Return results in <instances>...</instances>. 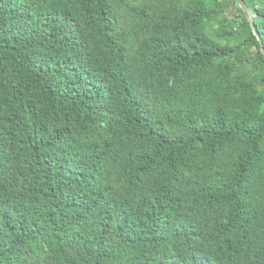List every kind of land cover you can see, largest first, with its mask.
I'll list each match as a JSON object with an SVG mask.
<instances>
[{
	"label": "trees",
	"instance_id": "trees-1",
	"mask_svg": "<svg viewBox=\"0 0 264 264\" xmlns=\"http://www.w3.org/2000/svg\"><path fill=\"white\" fill-rule=\"evenodd\" d=\"M0 264H264L236 0H0Z\"/></svg>",
	"mask_w": 264,
	"mask_h": 264
},
{
	"label": "water",
	"instance_id": "water-1",
	"mask_svg": "<svg viewBox=\"0 0 264 264\" xmlns=\"http://www.w3.org/2000/svg\"><path fill=\"white\" fill-rule=\"evenodd\" d=\"M238 6L241 8L244 16L246 17L249 25H250V28L252 30V33L253 35L256 37L257 40H259V43H260V51L264 57V48L261 44V41H260V36L256 30V27L254 26V23H253V19H252V16H251V13L249 11V9L247 8V6L244 4V2L242 0H236Z\"/></svg>",
	"mask_w": 264,
	"mask_h": 264
}]
</instances>
